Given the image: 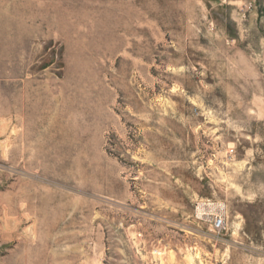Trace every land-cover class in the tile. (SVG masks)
<instances>
[{
  "label": "rangeland",
  "instance_id": "rangeland-1",
  "mask_svg": "<svg viewBox=\"0 0 264 264\" xmlns=\"http://www.w3.org/2000/svg\"><path fill=\"white\" fill-rule=\"evenodd\" d=\"M0 264H264V0H0Z\"/></svg>",
  "mask_w": 264,
  "mask_h": 264
},
{
  "label": "built area",
  "instance_id": "built-area-1",
  "mask_svg": "<svg viewBox=\"0 0 264 264\" xmlns=\"http://www.w3.org/2000/svg\"><path fill=\"white\" fill-rule=\"evenodd\" d=\"M223 225L224 222H223V218L221 217L215 218L212 222L213 229L215 230H220L221 228H223Z\"/></svg>",
  "mask_w": 264,
  "mask_h": 264
}]
</instances>
